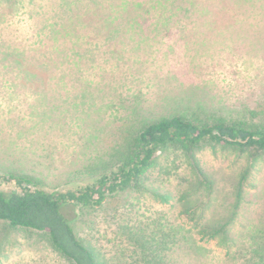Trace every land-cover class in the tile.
Segmentation results:
<instances>
[{"label": "rangeland", "instance_id": "374dc122", "mask_svg": "<svg viewBox=\"0 0 264 264\" xmlns=\"http://www.w3.org/2000/svg\"><path fill=\"white\" fill-rule=\"evenodd\" d=\"M43 1H93L95 5L97 1L108 4L123 0H0V146L7 152L0 155V191L20 190L13 180L3 178L13 170L20 171L19 157L43 173L39 187L48 191L77 189L92 177L85 173L67 180V173L79 167L78 162L88 167L92 160L99 164L109 161L108 154L120 149L132 133L131 127L121 131L126 119L122 111H112L111 107L94 112L101 132L87 152L82 149V141L68 144L62 130L48 124L42 132L38 129L44 123L34 110L39 105L36 92L40 82H25L16 66L11 68L2 60V54L7 47L13 57L26 62L30 71L48 80L52 56H61L55 54L51 33L36 26L35 15L30 13L31 6ZM82 8L77 12L84 13L85 21H97L96 8L90 12ZM212 9L219 28L228 17L232 26L239 27L236 17L232 19L227 12L226 3L215 1ZM196 24L193 27L191 21L182 19L169 34L157 36L158 40L143 52L137 68L120 61L122 37H106L85 57L86 69L95 66L98 76L111 87L131 80V89L118 91L148 105L158 104L168 95L178 97L180 89L207 84L214 94L198 103L183 96L179 102L181 116L257 123L264 116V46L257 42L263 38L262 29L253 42L245 33L238 37L221 29L206 31L199 27L200 21ZM197 35V46L210 44L212 49L205 51L203 63L194 67L188 57L190 44L185 41ZM241 42L256 44L255 49ZM17 47L21 52L16 51ZM160 65L169 66L180 80L167 70L158 72ZM137 76H146L149 83ZM93 121L89 125H94ZM79 135L82 137L81 132H77ZM9 141L15 147L8 148ZM163 195L168 196L167 201ZM66 210L97 264H264V150H241L208 142L190 151L162 147L156 151L155 165L138 182L109 195L98 207L73 206ZM203 224L219 231L211 237L214 231L203 230ZM0 264L71 263L52 248L44 233L0 220Z\"/></svg>", "mask_w": 264, "mask_h": 264}, {"label": "trees", "instance_id": "16d2710c", "mask_svg": "<svg viewBox=\"0 0 264 264\" xmlns=\"http://www.w3.org/2000/svg\"><path fill=\"white\" fill-rule=\"evenodd\" d=\"M215 1L227 4V12L232 15V19L236 17L239 27L232 26L228 22L229 17L224 22L225 25L220 28L217 26V14L212 9V3ZM106 2L108 1H97V4L93 5V1H43L31 6L30 13L31 16L35 15L36 26L51 33L55 54L61 56L59 57L61 61L52 56L51 75L47 81L40 73L30 71L23 59L13 57L7 47L2 54V60H6L11 68L16 66L25 82H40L41 87L36 92L39 96L37 98L39 105H36L34 110L35 115L44 121L38 127L41 132L45 124L57 131L62 130L68 144L82 141V149L87 152L101 132V128L96 124L97 114L94 112H104L110 107L112 111L123 112L126 121L125 124H121L125 128L121 131L127 132L128 127L132 130L121 148H117L113 154H108L109 161L99 164L97 160H92L88 167L83 165L84 162H78L79 167L67 173V180L81 178L85 173L92 177L90 182L77 189L48 191L39 187L38 185L44 181L43 173L32 165L24 164L21 157L18 160L20 171L13 170L14 172H9V175L3 177L6 180H13L20 190L0 191V220L8 222L13 227L44 233L52 248L71 264L97 262L91 249L77 235L66 207L102 205L109 195L138 182L155 165L158 149L175 146L190 151L208 142L241 150H264V116L257 123L242 119L228 120L223 117L198 120L181 116L179 102L183 96L198 103L204 102L206 97L214 94L207 84L195 85L186 90L180 89L178 97L168 95L160 103L148 105L140 103L142 101L136 97H124L123 91H118L121 88L131 89L133 86H130L131 80L116 82L111 87L98 76L99 70H95L94 66L96 62L90 64L94 66L91 69H86L88 67L84 62L88 60L85 57L91 54L93 47L99 45V40L104 41L106 37L116 38L120 35L123 50L119 55L120 61L129 62L137 68L136 64L142 63V54L148 49L147 46H152V42L158 40L157 36L162 38L169 34L182 19L191 21L193 27L199 25L196 23L200 21L199 27L206 31L209 29L217 32V29H221V32L236 34L238 37L239 33H245L250 41L256 42L255 38L258 34L261 35L260 29L264 33V0H123L109 1L108 4ZM81 8V11L89 12L96 8L97 21L92 23L85 21L84 13L77 12ZM149 18L152 20L145 26ZM92 30L96 32L92 33ZM198 35L192 41H185L186 44H190L188 57L194 67L203 63L205 51L212 49L210 44L197 46L200 41ZM257 42L259 45L263 43L264 46V35L262 40L259 39ZM241 44L251 49H255L256 45L247 46L243 42ZM221 47L226 48L224 45ZM170 48L173 49V45ZM20 50L16 49L18 52H21ZM168 56L167 52L165 57L168 59ZM61 63L63 67L60 66ZM158 67V72L167 70L172 77L180 80L178 75L171 73L169 66ZM60 68L62 71H58ZM86 71L89 72L85 73ZM137 77L149 83L146 76ZM134 85L142 86L140 83ZM125 101H129L130 105H126ZM92 121L94 125H89ZM77 132H81L82 137L76 136ZM7 145L8 148L15 147L12 141ZM1 153L7 155L0 146V155ZM26 169L31 173L25 171ZM84 169L88 172H84ZM162 197L168 200L167 195ZM202 229L213 230L211 237L219 231L215 228L208 229L204 224ZM200 233L203 239V231Z\"/></svg>", "mask_w": 264, "mask_h": 264}]
</instances>
